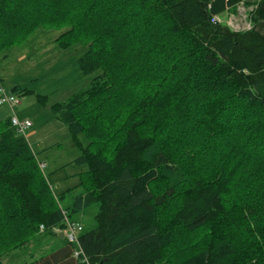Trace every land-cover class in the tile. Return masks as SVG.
<instances>
[{
  "label": "trees",
  "instance_id": "trees-1",
  "mask_svg": "<svg viewBox=\"0 0 264 264\" xmlns=\"http://www.w3.org/2000/svg\"><path fill=\"white\" fill-rule=\"evenodd\" d=\"M240 4L250 28L218 20ZM40 27L97 72L51 106L87 170L55 197L0 119V264L37 235L21 264H264V0H0V54ZM94 205L77 243L56 234Z\"/></svg>",
  "mask_w": 264,
  "mask_h": 264
},
{
  "label": "rangeland",
  "instance_id": "rangeland-1",
  "mask_svg": "<svg viewBox=\"0 0 264 264\" xmlns=\"http://www.w3.org/2000/svg\"><path fill=\"white\" fill-rule=\"evenodd\" d=\"M250 7L240 4L236 11L226 12L219 21L233 30L250 27ZM66 28L36 29L24 42L4 50L0 54V84L10 93V89L18 85L26 93L19 97L20 103L13 107L18 117H28L32 126L24 137L36 157L37 164H43L40 170L54 196L76 188L80 182V174L87 170V165H77L74 159L80 149L66 126L54 117L51 106L56 102L66 103L75 92L85 88L97 73L83 75L78 68L77 60L86 51L83 43L72 44L60 48L56 38ZM38 96H44L41 99ZM10 109L0 106V119L9 117ZM79 142L85 146L87 138L77 135ZM68 200H66L67 202ZM96 205L76 214L84 227L93 224ZM60 235L62 232L54 230ZM46 239L40 235L28 242L22 250L9 252L1 258L4 263L21 264L28 260L31 252Z\"/></svg>",
  "mask_w": 264,
  "mask_h": 264
},
{
  "label": "built area",
  "instance_id": "built-area-1",
  "mask_svg": "<svg viewBox=\"0 0 264 264\" xmlns=\"http://www.w3.org/2000/svg\"><path fill=\"white\" fill-rule=\"evenodd\" d=\"M217 17H213L216 19ZM219 20V18H218ZM250 28V27H248ZM246 28V29H248ZM20 103L19 96L13 93H9L4 86L0 84V106L6 105L10 109V123L14 130L21 135H26L27 131L32 126V122L28 118H20L13 110L17 104ZM43 164H40V168L42 169ZM65 227L61 230L63 236L67 239V241L72 243H77L78 234L82 230L83 226L79 222L70 221L67 217L64 218ZM43 230V226H40V231ZM76 257L82 255L80 249H76L74 252ZM84 261H87L84 258Z\"/></svg>",
  "mask_w": 264,
  "mask_h": 264
},
{
  "label": "crops",
  "instance_id": "crops-1",
  "mask_svg": "<svg viewBox=\"0 0 264 264\" xmlns=\"http://www.w3.org/2000/svg\"><path fill=\"white\" fill-rule=\"evenodd\" d=\"M20 118H28V117H25V116H24V117H20Z\"/></svg>",
  "mask_w": 264,
  "mask_h": 264
},
{
  "label": "bare ground",
  "instance_id": "bare-ground-1",
  "mask_svg": "<svg viewBox=\"0 0 264 264\" xmlns=\"http://www.w3.org/2000/svg\"><path fill=\"white\" fill-rule=\"evenodd\" d=\"M181 45V44H180ZM199 112V111H198Z\"/></svg>",
  "mask_w": 264,
  "mask_h": 264
}]
</instances>
